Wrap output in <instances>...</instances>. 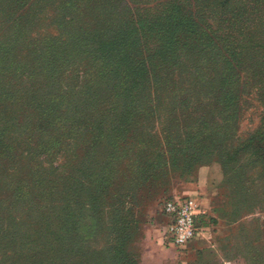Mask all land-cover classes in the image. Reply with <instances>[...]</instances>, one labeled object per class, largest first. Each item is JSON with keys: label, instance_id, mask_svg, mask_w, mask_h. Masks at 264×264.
<instances>
[{"label": "trees", "instance_id": "1", "mask_svg": "<svg viewBox=\"0 0 264 264\" xmlns=\"http://www.w3.org/2000/svg\"><path fill=\"white\" fill-rule=\"evenodd\" d=\"M253 96L264 0H0V264H141L152 205L163 228L169 187L213 163L239 181L209 216L239 227L225 257L264 264Z\"/></svg>", "mask_w": 264, "mask_h": 264}, {"label": "rangeland", "instance_id": "2", "mask_svg": "<svg viewBox=\"0 0 264 264\" xmlns=\"http://www.w3.org/2000/svg\"><path fill=\"white\" fill-rule=\"evenodd\" d=\"M248 100V102L243 104L244 110L242 114V119L240 122V135L245 137L248 132L253 130L257 124L260 122L261 117L264 115V105L261 104L255 96ZM214 164V163H213ZM212 165V164H211ZM217 165V163H216ZM220 166V177L212 178L214 181H210V186L213 188L215 194L211 201L210 206L203 211L205 208L201 207L202 213L198 220V227L195 236L182 248H178L179 257H169L167 255V259H164L163 262L159 263H151L148 260L150 257V252L154 249V243H156L160 238L162 244L168 246L165 238L163 236L162 228H159L161 224H163L166 220L165 214L163 212V204L159 202H155L150 209V221L144 224L143 237L135 242V250L140 251V261L141 264H190L192 262H202L211 256H209V250L217 249L218 253V263L217 264H245V261L241 257L227 258L225 257V252L230 251L231 244L234 240L232 236L239 232V227L236 225L226 224L224 219L219 218V223L215 224L210 219L209 216L216 217L218 212L214 211V209L224 208V210H229V206L227 205V199L231 191L235 188H239V181L235 179H230L224 186L220 185L225 178L223 169ZM210 165H201L197 169L196 180L198 184L204 183L206 180L205 169ZM193 176L188 181L177 180L172 187H169L167 193L168 194H185L192 195L190 192L193 190V186L190 185V180H192ZM254 180L257 181V179ZM250 184V183H249ZM221 192L225 195H221ZM195 196V195H193ZM196 198V196H195ZM197 199V198H196ZM198 202V201H197ZM259 215V213L253 214ZM251 215V216H253ZM205 216V217H204ZM229 236V238H228ZM170 245V244H169ZM172 245V244H171ZM173 246V245H172ZM200 257V258H199ZM216 263V262H214Z\"/></svg>", "mask_w": 264, "mask_h": 264}, {"label": "built area", "instance_id": "3", "mask_svg": "<svg viewBox=\"0 0 264 264\" xmlns=\"http://www.w3.org/2000/svg\"><path fill=\"white\" fill-rule=\"evenodd\" d=\"M169 222L162 228L167 244L184 246L196 234V217L202 209L193 195H181L165 202Z\"/></svg>", "mask_w": 264, "mask_h": 264}, {"label": "crops", "instance_id": "4", "mask_svg": "<svg viewBox=\"0 0 264 264\" xmlns=\"http://www.w3.org/2000/svg\"><path fill=\"white\" fill-rule=\"evenodd\" d=\"M206 173V180L204 183L198 184L197 181L190 182V185L193 186V190L190 192L192 195H195L198 201V204L201 205V207H204L205 209L203 211H206L208 206H210L213 195L215 194L213 188L209 185L210 181H214L212 178L220 177V166L216 165V163L207 166L205 169ZM158 241L154 243V251L152 250L149 254L150 257H148L149 262L151 263H159L163 262L164 259H167V255H170L169 257H179V251L176 246H172L167 244L168 246H164L159 239Z\"/></svg>", "mask_w": 264, "mask_h": 264}]
</instances>
